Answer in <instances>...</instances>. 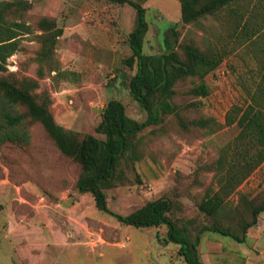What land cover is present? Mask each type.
Here are the masks:
<instances>
[{"label": "rangeland", "instance_id": "1", "mask_svg": "<svg viewBox=\"0 0 264 264\" xmlns=\"http://www.w3.org/2000/svg\"><path fill=\"white\" fill-rule=\"evenodd\" d=\"M30 1V9L8 17L12 22H26L30 32L22 31L20 49L7 58L8 69L0 74L37 79L34 93L46 90L56 121L80 135L105 138L96 127L111 99L123 102L130 117L146 120L147 111L130 89L137 71V63L128 62L136 9L115 0ZM136 1L146 8L149 23L144 51H164L163 31L180 21V1ZM236 8L252 30L260 27L250 41L236 34L237 14L231 15L229 9L178 28L181 42L228 52L205 77L209 95L189 93L198 81L188 78L176 84L173 97L174 103L186 105L183 119L212 117L221 124L219 128L184 127L177 114L167 115L139 134L140 159L124 165L117 184L104 189L109 207L119 214L170 196L175 201L171 215L176 223L186 226L192 239L201 235L204 264H264V212L243 243L200 230L214 221L199 210L207 189L218 187L208 165L240 132L237 122L226 123L227 113L234 104L247 103V88L260 79L264 63V0H240ZM43 16L55 18L63 29L55 61L49 64L38 59L42 46L38 21ZM27 128L29 141L0 146V264H189L178 253L179 245L165 239L166 225H127L98 209L92 193L77 188L80 163L60 151L41 123L28 122ZM241 195L264 197V162L230 196L229 205H238ZM220 217L228 224L239 215L223 209Z\"/></svg>", "mask_w": 264, "mask_h": 264}, {"label": "trees", "instance_id": "2", "mask_svg": "<svg viewBox=\"0 0 264 264\" xmlns=\"http://www.w3.org/2000/svg\"><path fill=\"white\" fill-rule=\"evenodd\" d=\"M128 2L137 11V22L129 34L132 55L129 64L137 63V71L130 80L134 98L147 111V119L138 121L127 114L126 106L118 99H111L103 109L102 121L97 132L105 135L99 138L94 134L79 133L58 123L51 112V99L44 90L37 95V79L16 78L12 74H0V146L5 143H25L29 141L28 122L42 124L60 151L80 163L82 172L77 180L80 192H90L95 198L96 207L116 215L127 225L152 227L166 225V240L179 245L178 253L189 264H204L200 256L201 235L192 239L187 227L178 225L171 213L175 201L170 196L149 200L128 214L113 211L107 201L105 188L115 186L123 175V166L131 165L140 159L138 148L140 133L149 125L161 123L167 115L177 114L184 127L192 124L215 131L221 125L215 118L199 117L183 119L181 111L185 104H176V84L188 78L197 80L188 90L196 96H207L210 88L205 77L216 69L228 52L214 46L201 48L194 42H181V24H199L208 15L221 14L229 9L235 18L239 36L250 41L258 30L249 26L236 8L240 0H179L180 21H173L164 29V51L146 53L144 43L149 29L146 8L136 0H115ZM32 7L30 0L3 1L0 5V73L7 71V58L20 49L19 37L29 31L23 21H10V14L22 13ZM42 30V42L38 53L40 62H54L58 37L63 29L57 20L43 16L38 21ZM235 28V29H236ZM58 62V61H57ZM57 66L53 65L55 69ZM59 70V67H57ZM43 72V71H40ZM260 79L253 88H247V103L234 104L227 113L226 123H238L240 132L236 138L220 150L219 157L208 167L215 172L217 188H209L199 203V210L213 217V222L201 227V232L212 231L228 236L239 243L246 242L248 230L256 225L259 215L264 212V197L249 198L241 195L238 205H229V198L237 188L264 162V63L259 68ZM237 213L238 219L224 223L221 210ZM200 232V233H201Z\"/></svg>", "mask_w": 264, "mask_h": 264}]
</instances>
